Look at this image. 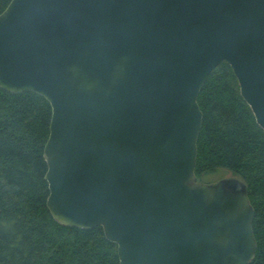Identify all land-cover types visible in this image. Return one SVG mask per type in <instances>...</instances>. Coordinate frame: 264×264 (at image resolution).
I'll return each mask as SVG.
<instances>
[{"label":"water","instance_id":"95a60500","mask_svg":"<svg viewBox=\"0 0 264 264\" xmlns=\"http://www.w3.org/2000/svg\"><path fill=\"white\" fill-rule=\"evenodd\" d=\"M225 62L264 131V0H11L0 87L51 107L46 207L119 264H249L245 184L198 183V93Z\"/></svg>","mask_w":264,"mask_h":264},{"label":"trees","instance_id":"16d2710c","mask_svg":"<svg viewBox=\"0 0 264 264\" xmlns=\"http://www.w3.org/2000/svg\"><path fill=\"white\" fill-rule=\"evenodd\" d=\"M10 1L0 0V13ZM197 103L202 124L195 175L223 168L245 184L256 240L249 264H264V131L225 62L209 74ZM50 119L41 95L0 87V264H119L116 245L101 227L62 226L46 207L43 148Z\"/></svg>","mask_w":264,"mask_h":264},{"label":"rangeland","instance_id":"374dc122","mask_svg":"<svg viewBox=\"0 0 264 264\" xmlns=\"http://www.w3.org/2000/svg\"><path fill=\"white\" fill-rule=\"evenodd\" d=\"M223 178H237L231 171L223 168L216 169L212 172L204 173L197 179L198 183L212 184Z\"/></svg>","mask_w":264,"mask_h":264}]
</instances>
